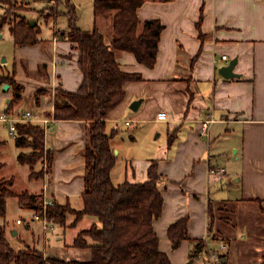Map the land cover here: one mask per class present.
<instances>
[{
	"label": "crops",
	"instance_id": "crops-1",
	"mask_svg": "<svg viewBox=\"0 0 264 264\" xmlns=\"http://www.w3.org/2000/svg\"><path fill=\"white\" fill-rule=\"evenodd\" d=\"M138 13L141 21L160 19L164 30L154 67L139 63L130 52L118 53L121 69L141 79L125 84L123 103L107 118V131H118L112 140L117 157L111 173L114 184L146 181L152 161L157 160L163 175L159 189L164 204L154 229L160 249L169 255L172 264L174 260L176 264H210L207 255L219 242L227 246L220 251L222 264H264V257H234L238 247L242 255L241 247L251 243L255 232L239 231L232 237L230 225L221 222L226 236L208 238L211 202L256 204L260 211L264 204V0H147ZM36 25L40 34L41 28ZM56 32L54 28L51 55L44 54L39 39L37 44L18 46L12 68L0 72V77H14L22 96L8 112L16 89L10 84L4 89L7 83H3L0 116L7 113L20 118L30 112L34 118L31 122L46 128V150L53 155L49 176L40 178V185L32 182L30 187L15 192L47 196L81 210L87 123L56 120L53 112L57 88L76 91L83 73L68 31H61L68 43L61 49ZM224 55L229 62L237 59L234 72L239 76L227 79L219 73L229 63L222 60ZM138 100L141 103L137 109H131ZM159 112H166L168 121H158ZM210 115L215 121L203 134L202 120ZM170 135L175 136L172 143ZM5 145L8 142L0 139V157ZM17 148V160L20 153L29 151ZM4 165L0 162V168ZM28 175L33 179L31 170ZM0 179L11 178L0 175ZM12 179L15 183V177ZM70 215L74 216H67L66 226L56 224L49 233L42 232L39 223L31 219L26 225L30 234H25L23 245H36L45 256L88 258V249L78 248L74 242L97 220L85 216L74 223ZM183 217L189 220V239L173 249L168 230ZM69 234L72 239L65 243ZM235 237L237 240L232 242ZM196 239L208 240V249L191 259ZM55 240L63 242L64 248L59 246L62 255L51 249Z\"/></svg>",
	"mask_w": 264,
	"mask_h": 264
},
{
	"label": "trees",
	"instance_id": "trees-1",
	"mask_svg": "<svg viewBox=\"0 0 264 264\" xmlns=\"http://www.w3.org/2000/svg\"><path fill=\"white\" fill-rule=\"evenodd\" d=\"M146 1L93 0L96 22L93 30L87 31L77 25L76 6L67 0V36L73 49L78 52V65L83 79L76 91L57 88L53 117L56 120H79L87 123L83 208L76 210L69 203L53 201L47 212L55 224L63 227L66 226L69 214L75 216L74 223H78L85 216L97 220L90 228L81 231L74 242V246L88 249V258L67 260L45 256L42 250L29 244L17 250L11 245L6 229L0 227V264H172L169 255L160 249V240L154 229V221L162 215L164 204L159 189L163 175L159 172L157 160L152 161L148 179L144 182L125 181L115 185L111 176L117 161L112 140L118 131H107V118L123 103L125 84L141 79L140 75L121 69L118 53L130 52L139 63L152 68L157 63L164 30L160 19L141 22L138 11ZM106 14L111 16L113 31V38L109 43L97 23L98 17ZM6 23L9 22L2 17L0 30ZM10 24L17 46L38 43L40 29L37 25L32 26L25 18ZM3 83L14 85L16 89L8 105L7 111L10 112L22 96L14 77H0V86ZM16 127L17 147L29 149L28 152L19 154V162L31 167L32 178H44L46 173L51 171L53 163L50 151L46 153L47 170L43 166L40 171L35 169L39 163L43 165L46 128L32 122H18ZM174 138V135H170L169 143H172ZM13 185L12 178L0 179V218L5 217L7 199L13 196L19 198L22 208L42 210V196L28 192L17 193L13 190ZM215 208V204L211 202L208 212V238L218 240L220 236H226V230L220 223L230 226L233 224L228 217L216 215ZM217 210L230 212L226 205L217 207ZM188 221V217H183L170 226L168 237L173 249L179 248L183 241L189 239ZM231 230L229 228V231ZM207 249L208 240H194L190 258L194 259Z\"/></svg>",
	"mask_w": 264,
	"mask_h": 264
},
{
	"label": "rangeland",
	"instance_id": "rangeland-1",
	"mask_svg": "<svg viewBox=\"0 0 264 264\" xmlns=\"http://www.w3.org/2000/svg\"><path fill=\"white\" fill-rule=\"evenodd\" d=\"M71 4L76 6V21L77 25L84 30H93L95 26V11L93 0H70ZM69 8L67 0H0V20L5 18L9 23H6L0 30V72L9 70L12 68L13 56L16 55L17 45L14 43V39L10 30V22H18L21 18H25L30 22H35L41 28V33L38 38L43 41L44 54L51 55L49 46L54 42V28L57 31V36L60 39V49L65 46L68 47V43L65 41V37L61 34V31H68L69 29ZM110 15L99 16L97 23L102 33L105 36L107 43L111 42L113 38L112 22ZM143 22V21H141ZM110 24V28L109 25ZM142 24V23H141ZM25 110V106L23 107ZM34 118H32L33 120ZM1 122V121H0ZM5 125L3 122L0 123L1 132L0 139L8 142V146H4L3 153L0 157V162L4 163V167L0 168V175L6 178L15 177V183L13 190L22 191L25 188L31 186L32 182H36L37 185L41 184L40 179H30L28 173L31 170L29 165L21 164L17 160V152L19 151L15 145L14 137L9 134V123ZM44 161L36 165L35 171H40L42 166L47 168V150H45ZM216 215L226 216L232 222L230 226L232 229V237L235 236L239 231L248 232V234L255 232L256 235L248 245L241 247L242 255L239 254V247L237 248L236 255L234 257H264V204H262L261 211L259 206L254 204L240 206L234 201L230 202H214ZM19 199L17 196H13L7 199L6 204V215L0 218V225L6 226L8 230V239L11 245L20 250L23 247L25 241V234H30L26 228L27 222L31 221L34 210L31 208H20ZM226 205L228 212L218 211L217 207ZM243 212V213H242ZM260 212V213H259ZM71 218L75 216L70 215ZM23 218L24 224L17 225L16 219ZM41 229L42 224L38 222ZM223 224H220L222 226ZM224 226V225H223ZM224 229V227H222ZM18 231V234H14ZM29 232V233H28ZM42 232L43 229H42ZM51 232V231H50ZM49 233V232H48ZM53 234V233H52ZM235 237L233 241H236ZM72 235H67L65 243L71 241ZM243 240V239H242ZM240 241V239H238ZM244 241V240H243ZM63 242L55 240V244L52 245V250L59 251L62 255L59 246L64 248ZM36 246V245H34ZM57 246V247H56ZM37 247V246H36ZM55 247V248H54ZM38 248V247H37ZM212 249H220V242L211 247ZM68 254L67 251L64 252ZM53 254H56L53 252ZM208 260L210 264H222V255L218 262H213L211 259V253H208ZM177 261L174 260V264ZM189 263V262H187Z\"/></svg>",
	"mask_w": 264,
	"mask_h": 264
},
{
	"label": "built area",
	"instance_id": "built-area-1",
	"mask_svg": "<svg viewBox=\"0 0 264 264\" xmlns=\"http://www.w3.org/2000/svg\"><path fill=\"white\" fill-rule=\"evenodd\" d=\"M222 60L226 61L227 63L229 62V58L228 56L224 55L222 56ZM33 116L30 112H27L23 115V117L20 118H14L9 116L7 113H3L0 116V120L9 123V129H10V133L12 134V136L16 139L17 137V127L16 124L18 122H31ZM157 120L158 121H168V115L166 112H159L157 114ZM215 120L213 118L212 115L209 116V118L202 120V133L206 134L209 128V125L211 123H213ZM127 124H129V122H127ZM45 170H47V168H45ZM45 176H49V173H46ZM43 208L42 210H38V211H34L33 215H32V220H35L37 222H40L42 224V229L45 233L48 232H52L55 230L56 224L54 223L53 220L50 219L48 212H47V208L49 205L53 204V200L51 198H48L47 196L43 197ZM20 208H22L20 206ZM23 209V208H22ZM17 224H24L25 220L23 218H18L17 219ZM227 248L226 244L224 243H220V249L218 250H212L211 251V259L213 262H218L219 258H220V251H225Z\"/></svg>",
	"mask_w": 264,
	"mask_h": 264
},
{
	"label": "water",
	"instance_id": "water-1",
	"mask_svg": "<svg viewBox=\"0 0 264 264\" xmlns=\"http://www.w3.org/2000/svg\"><path fill=\"white\" fill-rule=\"evenodd\" d=\"M32 26H35V22H31ZM237 64V59H233L231 60V62H229L226 66H223L219 69V73L224 77V78H233V77H237L239 76L238 74H236L234 72L235 66ZM9 88V84H6L4 86V89H8ZM141 103V100L135 101L133 102V104L131 105V109L136 110L137 106ZM14 234H17V232L15 231Z\"/></svg>",
	"mask_w": 264,
	"mask_h": 264
}]
</instances>
